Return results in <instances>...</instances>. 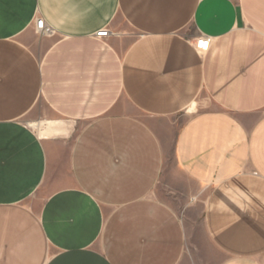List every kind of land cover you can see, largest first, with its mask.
<instances>
[{
    "label": "crops",
    "instance_id": "crops-1",
    "mask_svg": "<svg viewBox=\"0 0 264 264\" xmlns=\"http://www.w3.org/2000/svg\"><path fill=\"white\" fill-rule=\"evenodd\" d=\"M0 264H264V0H0Z\"/></svg>",
    "mask_w": 264,
    "mask_h": 264
},
{
    "label": "built area",
    "instance_id": "built-area-1",
    "mask_svg": "<svg viewBox=\"0 0 264 264\" xmlns=\"http://www.w3.org/2000/svg\"><path fill=\"white\" fill-rule=\"evenodd\" d=\"M34 30L36 32L40 33L41 35H51L52 30L50 27L45 26L43 19L41 18H36L34 21ZM109 33L108 29H100L99 31L96 32L97 37H105ZM209 43L208 38H200L199 41L196 44V49H200L201 51L207 50V46Z\"/></svg>",
    "mask_w": 264,
    "mask_h": 264
},
{
    "label": "rangeland",
    "instance_id": "rangeland-1",
    "mask_svg": "<svg viewBox=\"0 0 264 264\" xmlns=\"http://www.w3.org/2000/svg\"><path fill=\"white\" fill-rule=\"evenodd\" d=\"M38 37H39L38 33H36V32L33 33V38L38 39ZM132 37H133V36L130 35V36H129V39H131ZM126 110H127L128 112H132V109H131L129 106L126 107ZM177 208H180V206H179V207L177 206Z\"/></svg>",
    "mask_w": 264,
    "mask_h": 264
},
{
    "label": "bare ground",
    "instance_id": "bare-ground-1",
    "mask_svg": "<svg viewBox=\"0 0 264 264\" xmlns=\"http://www.w3.org/2000/svg\"><path fill=\"white\" fill-rule=\"evenodd\" d=\"M48 126H49V125H48ZM59 126H60V124H59ZM51 128H52V127H51ZM51 128H50V129H51ZM58 129H59V128H58ZM46 131H49V130H46ZM50 131H51V130H50ZM50 131H49V132H50ZM54 131H55V130H54ZM46 134H47V133H46ZM48 134H49V133H48Z\"/></svg>",
    "mask_w": 264,
    "mask_h": 264
}]
</instances>
